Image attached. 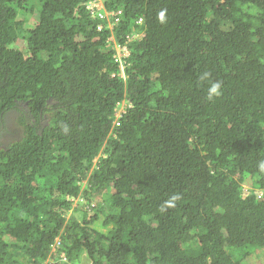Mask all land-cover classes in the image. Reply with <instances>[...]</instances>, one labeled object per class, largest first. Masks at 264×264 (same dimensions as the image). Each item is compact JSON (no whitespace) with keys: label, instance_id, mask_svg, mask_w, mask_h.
Returning <instances> with one entry per match:
<instances>
[{"label":"trees","instance_id":"1","mask_svg":"<svg viewBox=\"0 0 264 264\" xmlns=\"http://www.w3.org/2000/svg\"><path fill=\"white\" fill-rule=\"evenodd\" d=\"M88 1L0 0V264L263 254L264 0Z\"/></svg>","mask_w":264,"mask_h":264},{"label":"clouds","instance_id":"2","mask_svg":"<svg viewBox=\"0 0 264 264\" xmlns=\"http://www.w3.org/2000/svg\"><path fill=\"white\" fill-rule=\"evenodd\" d=\"M94 1V3L96 4V7H94L93 9L90 8L91 3ZM87 9L93 14L95 15L96 13H98L100 18H106L107 16L113 17L114 21L116 22H121L122 21V17L124 15V11L122 9H118V10H111L108 11V9L105 6L104 0H89L87 2ZM165 16V13L162 11L159 13V18L161 19V21H163ZM139 23H141V20L139 21ZM113 25V23H112ZM131 39V38H130ZM123 45V44H121ZM126 47V56L122 57V58H118L117 56V50L116 54H115V59L119 62V64H121L120 69L125 70V62H124V58L127 57L130 54V51L128 49V47L126 45H124ZM125 74V72H124ZM208 79V74L205 73L201 76V80H207ZM222 85L221 82L219 81H215V82H211L208 89H207V96L208 99H214L219 97L220 95H222V91H221ZM116 125V124H115ZM118 126V125H116ZM12 131H16L17 128H11ZM104 154V153H103ZM257 168L259 170L260 173L264 174V160H260L257 164ZM181 197L179 194H174L172 195L168 200H166L164 202V204L161 206V211H167L168 209L174 208L176 206V201L179 200ZM77 199V198H76ZM60 237L55 239V242L52 245V254L54 255L55 253H59L60 249H61V245H60ZM53 257V256H52ZM62 258L65 260L64 258V254L62 255ZM51 264L54 263L53 262V258H49V260L45 263V264Z\"/></svg>","mask_w":264,"mask_h":264},{"label":"rangeland","instance_id":"3","mask_svg":"<svg viewBox=\"0 0 264 264\" xmlns=\"http://www.w3.org/2000/svg\"><path fill=\"white\" fill-rule=\"evenodd\" d=\"M114 39H115L114 37L110 38L111 41H114ZM25 45H26L25 41H23L21 39L18 40L17 46H24L25 47ZM115 49L117 50V56H118L119 59L124 57V56H126V52H125L126 51V47L124 45L119 44V45L115 46ZM121 71H122V76L125 77L124 68L121 69ZM21 76H23V74ZM126 106H127V103H125V102H121L119 104V106H118L119 107L118 108V114H116L117 118H118V116L121 115V113L124 111ZM117 118L115 119L114 124H116L118 122ZM16 126H17L16 123L15 124H9L10 128H16ZM4 128H5V130H9L10 131V129L8 127L5 126ZM85 182H86V180H85ZM81 201H83V198L80 199V197L74 200V206H72L73 208H71V210L67 214L68 218L71 215H74L76 213V212H74L75 209H76L75 207H77L79 205V202H81ZM94 201H96V200H94ZM97 226L99 227V225H97ZM261 252L263 253V251H261ZM261 261H264V253L260 254V252H257L250 259H248L245 262V264H258Z\"/></svg>","mask_w":264,"mask_h":264},{"label":"built area","instance_id":"4","mask_svg":"<svg viewBox=\"0 0 264 264\" xmlns=\"http://www.w3.org/2000/svg\"><path fill=\"white\" fill-rule=\"evenodd\" d=\"M91 7L90 8H94V7H96V4L94 3V1L91 3V5H90ZM118 114V113H117ZM118 118H119V116H118ZM116 125H119V122H117L116 123Z\"/></svg>","mask_w":264,"mask_h":264}]
</instances>
